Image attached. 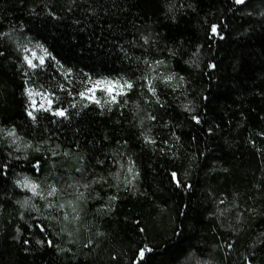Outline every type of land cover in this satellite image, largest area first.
Returning <instances> with one entry per match:
<instances>
[{
	"label": "trees",
	"instance_id": "obj_1",
	"mask_svg": "<svg viewBox=\"0 0 264 264\" xmlns=\"http://www.w3.org/2000/svg\"><path fill=\"white\" fill-rule=\"evenodd\" d=\"M28 41L132 87L29 115ZM0 264H264V0H0Z\"/></svg>",
	"mask_w": 264,
	"mask_h": 264
},
{
	"label": "rangeland",
	"instance_id": "obj_2",
	"mask_svg": "<svg viewBox=\"0 0 264 264\" xmlns=\"http://www.w3.org/2000/svg\"><path fill=\"white\" fill-rule=\"evenodd\" d=\"M25 45L26 47L23 50L25 63L32 73H35L37 70L39 74L38 77H32L29 75L25 84V93L28 98L29 110L31 113L35 111H43L59 117V115H56V111L61 109H57L55 106L60 102L62 96L70 98L81 97L80 93L84 92L87 88H91L92 84L98 80L119 81L121 84L125 81L130 83L124 77L93 78L86 76L83 77L77 74L75 75L57 62L43 45L33 41H28ZM45 51L47 52V55L43 56L44 62L41 64L40 56ZM33 53H35V55H33ZM26 57L31 59L36 67H31L27 63ZM158 67L160 68V65H158ZM162 75L166 80H168V77H171L172 79L168 80L169 82H177V78L168 72H163ZM129 90L130 88H124L119 94H117V90H114L112 93V95H115L116 97L114 102ZM29 91L32 92L31 97L28 94ZM89 95H94V99L87 100L94 102L99 101L96 103L101 107H109L114 103L111 96L102 88H96L94 93H89ZM49 98L53 100L51 105L47 102ZM41 104L44 105V108L40 107ZM72 205L69 204L70 207H72ZM73 209H75V205H73Z\"/></svg>",
	"mask_w": 264,
	"mask_h": 264
},
{
	"label": "snow or ice",
	"instance_id": "obj_3",
	"mask_svg": "<svg viewBox=\"0 0 264 264\" xmlns=\"http://www.w3.org/2000/svg\"><path fill=\"white\" fill-rule=\"evenodd\" d=\"M236 3L237 4H240V3H243V0H236ZM212 32L215 33L216 32V26L213 25L212 26ZM33 55H35V53H33ZM44 55H47V52L45 51L41 56H40V63L43 64L44 60H43V56ZM26 60H27V63L31 66V67H36L35 64L32 63V60L31 59H28L26 57ZM168 80H171L172 78L171 77H168L167 78ZM149 85L151 86V80L148 81ZM132 85L130 83H128L127 81H125L123 84H121L119 81H110V80H98V81H95L93 84H92V87L91 88H87L84 92H81L80 93V96L82 98H86V99H89V100H93L94 99V95H89V93H94L95 89L96 88H102L103 90H105L110 96H111V99L112 101L114 102L116 97L115 95H112L113 91L114 90H117V94H119L120 91H122L124 88H131ZM150 91H155L154 88H149ZM29 96L31 97L32 96V92L29 91ZM48 104L51 105L53 103V100L51 98L48 99ZM97 103L99 101H96ZM41 108H44V105L41 104L40 105ZM29 115H32V113L30 112ZM56 115H59V116H64L65 115V112L64 110H57L56 111ZM195 118V117H194ZM25 186H29L27 184V182L25 181ZM33 192L36 191V185H30ZM56 191L55 188L52 189V191L49 193V195H52L54 194ZM150 251V249L148 248H143L139 251V256L141 259L144 258L146 252Z\"/></svg>",
	"mask_w": 264,
	"mask_h": 264
}]
</instances>
